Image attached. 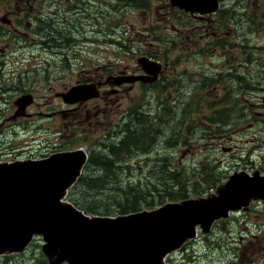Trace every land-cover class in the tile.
Masks as SVG:
<instances>
[{"label": "flooded vegetation", "instance_id": "1", "mask_svg": "<svg viewBox=\"0 0 264 264\" xmlns=\"http://www.w3.org/2000/svg\"><path fill=\"white\" fill-rule=\"evenodd\" d=\"M84 4L85 8L81 9L72 0H59L57 3L54 0H12L7 5L0 3V134H8L17 141L20 140L23 144L16 145L15 150L25 153L16 156L24 159L12 161L41 160L54 154L84 149L87 158L80 175L90 166L93 152L100 151L98 156L103 157L102 161L108 162L107 165L112 164L114 157L111 153L115 150L113 144L119 138L122 140L128 136L126 132L130 128L149 124L163 134L162 128L174 116L177 117L175 109L179 106L178 89L184 84L178 76L186 72L188 78L187 64L191 60L201 61L207 58L213 62L215 57L220 58V50L225 47H220L219 40L210 46L198 44L186 52H177L176 40H183L184 36L193 38L197 33L207 36L208 45V39L212 35H215L213 38H220V28L218 27L217 33L212 30L213 24L209 18H214L211 15H192L169 6L172 18L169 31L171 38L165 35L162 40L161 31L157 30L162 25L161 21L169 14L168 4L165 2L158 10L157 19L152 22L155 24L149 27L156 29L153 42L145 45L142 42V36H151L147 34L149 28L145 27L137 37L138 45L141 43L139 50L130 52L129 43L112 33L126 32L124 25L120 23L114 29L113 1L105 6L96 4L93 0H84ZM43 5L50 8L45 15L41 12ZM219 6L220 0L218 8ZM123 9L126 7L115 14ZM175 13L186 17L183 25H176ZM193 20L198 25L194 26ZM91 29L94 30L93 34ZM177 33L181 36H176ZM114 36L116 42L113 40ZM130 44L134 46V41ZM47 52L48 59L41 61L42 55ZM34 54L38 55V59L33 61L36 66L32 68L31 74H23L18 70L10 75L4 73L14 64L22 65L24 61L31 60ZM139 54L141 57H137L135 61L134 58ZM69 55L77 60L79 57L84 58L86 64L77 72L73 71ZM53 56H61L63 66H55L56 70L51 71L47 65L49 60H54ZM140 58L158 66V69L154 65L148 68L151 73L156 72L152 83H144L138 79L146 74L145 67L137 63ZM67 74L75 79L66 82ZM203 77L201 76L200 83L194 81L195 92L204 89L201 86L208 83L207 78L210 77ZM148 78L151 79L152 76ZM191 80L193 81L192 77ZM33 90L36 92H32ZM72 90H84L86 94L76 93L70 96ZM37 92L40 96H37ZM203 94L205 93L191 94L190 97H198L196 102L190 104L186 93H182L180 104L183 106V113L179 114L180 120L199 112L198 102ZM6 95L13 96L6 99ZM24 96H30L31 103L17 116L16 102ZM125 101L127 103L123 107ZM206 107L209 113L212 111V114H216L220 111V99L207 101ZM30 108L34 110L28 111ZM171 142L170 148L173 150L174 140ZM219 143L220 138H213L210 147L213 144L218 147ZM6 148L9 150V146ZM188 152L193 155L190 149L184 158ZM7 154L9 152L0 156V160H4ZM123 158L126 162H133L135 166L140 163L137 155H123ZM89 172L93 178L107 179L105 170H101L100 166H95ZM257 203L259 202L252 206ZM253 239L262 243L264 231L261 237ZM39 242V239H34L27 253L29 254L34 243Z\"/></svg>", "mask_w": 264, "mask_h": 264}, {"label": "water", "instance_id": "2", "mask_svg": "<svg viewBox=\"0 0 264 264\" xmlns=\"http://www.w3.org/2000/svg\"><path fill=\"white\" fill-rule=\"evenodd\" d=\"M169 3L199 15L218 8V0ZM137 63L146 70L138 79L152 83L156 72L148 68L154 64L144 58ZM76 93L86 91L72 90L69 95ZM30 98L17 100V116ZM86 158L84 149H79L41 160L0 163V256L22 253L40 238L47 264H165V258L193 241L198 230L208 234L229 213L246 211L255 200L264 201V175L242 171L230 175L206 198L116 217L86 215L67 200Z\"/></svg>", "mask_w": 264, "mask_h": 264}, {"label": "rangeland", "instance_id": "3", "mask_svg": "<svg viewBox=\"0 0 264 264\" xmlns=\"http://www.w3.org/2000/svg\"><path fill=\"white\" fill-rule=\"evenodd\" d=\"M11 1L12 0H0V3L2 5H7ZM54 1L57 3L59 0ZM93 1L96 4L105 6L109 5L113 0ZM139 1L140 0H137L135 3H139ZM150 1H152V3L147 10H135L129 12L127 10L128 8H126L122 19H113L114 24H123L126 32H118L117 34L115 31H113L112 33L116 34L118 38H121L129 43L130 48L136 52L139 50L141 44L140 43L138 45L137 37L140 35V32L145 30V27L149 28L155 24H152V22L157 19L158 10L164 5L165 2L168 4L167 11L169 14L161 21L162 25L160 28H158L157 32L161 31L160 37L162 40L164 39L165 35L171 38L169 31L172 18L170 16L169 0ZM233 2L234 0H222L220 6L221 8L223 7L224 9H228L233 4ZM249 2L250 7L247 9H250L253 12L256 11L258 16L261 15L263 17L260 25L261 30L257 32H247L246 27L249 26V24H244V27L241 29L239 22L230 21L227 23L225 25L226 29L219 32L222 33V37H225V41L228 43L227 45H224L225 47L223 50H220V58L215 57L213 62L207 58H204L201 61L191 60L187 64L188 78L186 77V72H183L180 76H178L184 84L178 89V91H180V96H178L177 100V104H179V106L175 109V115H177V117L174 116V118L162 128V132H166L167 135L173 137V140L179 139L182 141V135H188L192 133L193 130H183L174 126L180 121L179 114L183 113V106L180 104L181 95L182 93H186L187 98L190 99L189 103L191 104L196 102V97H198H190L191 94L196 93L197 95L199 92L205 93L202 95L201 101L198 102L200 105L199 112L186 118V122L191 120L194 122L195 130L193 136L189 138V141H184H188L187 145H189L191 142L193 143L192 147H196V155L199 156V158H205L208 154H211L207 151V149L210 148L211 139L220 138V134L212 133L207 135L206 132H203L211 131L215 126L214 123L210 122L212 111L209 113L206 103L210 100L224 98L226 93V83L230 81V78L225 75L228 69H231V73H243V75L249 81L244 83V90L242 93L240 94L238 91V84L229 83V87L232 89L235 95H240L238 97L237 105H242L244 107L242 109L245 113L243 120L249 122L243 123L241 126H234L229 131L225 140L222 142L220 141L218 144L221 150L220 154L217 153L211 157L214 162L220 165V174L223 172L227 173V179L230 175L242 171H245L248 174L259 171L261 175H264V50L260 49L264 48V0H249ZM242 3H245V0ZM34 4H36V1H34ZM38 8H40V6H38ZM48 10H50V8L47 9L46 5H43L41 8V12L44 13V15ZM147 11H149L148 14ZM38 12H40V10H38ZM217 16H219V14H217L216 17ZM236 17H239V15H236ZM174 20L176 25H183L186 21V17L181 13H175ZM209 21L213 24L212 30L217 33L218 22L216 20H212L211 18H209ZM156 24L158 25L159 23L157 22ZM193 24L194 26L198 25L197 21L195 20H193ZM228 25H231V27L228 28ZM155 30V28H149L147 34H150L151 36H142V42L144 45L153 42V36L156 33ZM91 32L93 34L94 30L91 29ZM176 36L180 37L181 34L177 33ZM212 37H215V35H212ZM133 41L134 46L130 44ZM198 44L201 46H210L207 45L206 35L201 36L196 33L193 35V38L184 36L183 40H176V51L186 52L189 48L192 47L193 49L194 46ZM230 45H233V47H230ZM238 45H240V47ZM245 46L248 48L244 49ZM48 55L49 52H47L46 55H42L43 59L41 61L44 62L46 59H48ZM73 57V55H69L73 71L77 72L79 68L86 63L82 57H79L78 60L73 59ZM134 57L135 56H131V58ZM137 57H141V54L134 58L135 61ZM53 58L54 60H49V65H47L51 71L56 70L55 66H63V58L61 56H53ZM247 58L249 60H246ZM37 59L38 55L34 54L31 60L24 61L22 65L14 64V66L10 67L9 70H5L4 73L6 75H10L16 73V70H18L20 73L29 75L33 72L32 68H35L36 66L33 61ZM9 64L13 65L12 63ZM203 67L204 69H202ZM60 71L61 70H58V72ZM197 72L200 74L197 75ZM191 74H193V81L190 77ZM220 75L223 76V79H220ZM201 76L210 77L212 83L208 84V88L200 89L198 92H195L196 88L194 81L200 83L202 81ZM67 78L68 79L66 82L73 81L75 79V77H71L69 74H67ZM20 91L22 92V90ZM32 92L36 91L33 90ZM23 93L26 92L23 90ZM12 96L13 95H6V99ZM37 96H40L38 92ZM249 96L254 99V103H256V105H250L244 101V98ZM126 103L127 102L125 101L123 107L126 106ZM223 106H229V104H223ZM31 110H34V108H30L28 111ZM242 110H240V112H242ZM253 110L254 112L249 115L248 111L250 112ZM215 117L216 115H214L213 118L215 119ZM45 124L47 125L48 123ZM189 124L191 123L189 122ZM177 133L180 134L176 135ZM19 144L22 145L23 143L20 140L17 141L11 135H4L1 133L0 156L8 152L9 154L4 156V160L0 161L3 162L12 161L15 159H24V157L16 158L17 154H25L24 152L15 150L16 145ZM7 146H9V150L6 148ZM155 147L156 149L162 150L163 146L161 138L158 140ZM192 147L182 145L181 147L176 148L174 151L168 152L171 154L172 164L175 167L178 166L179 169H182L185 168V166L187 167V163L190 162L188 166L190 167L195 158H191L189 160V158H184V156L186 152ZM240 154H242L241 161H239ZM175 156H177V158ZM120 174L122 175L121 181L124 183V187L132 186L129 184V181L123 177V174ZM82 175L85 177L92 176L90 172H84ZM227 179L220 182L218 187H221L227 181ZM216 189H210L202 196L197 198H191V196H189V199L206 198L208 196L214 195ZM189 199L187 198V200ZM255 202L259 203L255 204L253 207L252 204ZM263 202L264 201L255 200L249 206V210H246L247 212L244 210L234 212L231 213L229 218H224L215 222L208 234H203L198 231V236L196 239L187 242V244H185L181 249L169 255L165 260V264H264V241L260 243L253 239V237L256 236L261 237L264 230ZM168 203L181 202L169 201L166 204ZM41 245L42 243L39 242V253L31 249L29 254L25 250L24 252L15 255L28 254V258L33 260L34 264H37L40 260H42V257L46 259V257L42 254ZM61 264L66 263L61 262Z\"/></svg>", "mask_w": 264, "mask_h": 264}, {"label": "trees", "instance_id": "4", "mask_svg": "<svg viewBox=\"0 0 264 264\" xmlns=\"http://www.w3.org/2000/svg\"><path fill=\"white\" fill-rule=\"evenodd\" d=\"M136 1L137 0H113V19L123 18L122 14L125 13V9L115 14V12L119 11L121 8L126 7L129 12L147 10L152 3L150 0H140L139 3H135ZM221 1L222 0H220V4ZM243 1L244 0H234L233 4L228 9L219 6L216 13L211 14L214 20L218 22L220 31L225 30V25L230 21L239 22L241 29L244 27V24H249V26L246 27L247 32H257L261 30L260 25L263 17L261 15L258 16L256 11L253 12L247 9L250 7L249 0H245V3H242ZM72 2L81 9L85 8L84 0H72ZM217 14H219V16L216 17ZM236 15H239V17H236ZM117 24L118 23L114 24V29ZM230 27L231 25H228V28ZM219 36L220 38L210 37L208 39V45H213L219 40L220 47L227 45L228 43L225 41L226 38L222 37V33H220ZM113 40L114 42L117 41L115 36ZM230 46L233 47V45ZM244 48H247V46ZM260 49L264 50V48ZM129 51L132 52L133 49L129 47ZM246 60L249 59L247 58ZM225 75L230 78V81L226 83L224 98L220 99V111H217L216 114H212L210 119V122L214 123L215 126L211 131H203L206 132L207 135L212 133L220 134L221 142L225 140L229 131L234 126H241L243 123L249 122L243 120L245 113L242 109L244 107L242 105H237L240 95H235L229 87V83L238 84V91L241 94L244 90V83L249 80L243 73H231V69H228ZM192 76L193 74L190 75V77ZM207 79H209L208 83L203 84L201 87L205 88L208 84L212 83L211 78ZM220 79H223L222 75H220ZM244 101L250 105H256L254 99L250 96L245 97ZM223 104H229V106H223ZM240 110H242V112H240ZM253 112L254 110L248 111V114L251 115ZM214 115H216L215 119L213 118ZM189 122L191 124H189ZM176 127L183 130H193V132L188 135H182V141L175 139L173 150L170 148L172 145L171 140H173L170 135H167L166 132L161 134L157 129L146 124L140 128H130L131 130L126 132L128 136L124 137L122 140L119 138L118 141L113 144L115 150L111 153L114 157L112 164L107 165L108 162L102 161L103 157L98 156L100 151L93 152V160L84 172H89V170L94 169L95 166L98 168L100 166L101 170H105V178L107 179L98 177L93 178V175L90 177L81 175L69 190L67 200L87 215L116 217L135 214L143 210L151 211L169 201L182 202L187 200V198L189 199V196H191V198H197L210 189H216L220 185V182L227 179V173L223 172L220 174V165L211 158L214 154H220V147H215V144H213L207 149L211 154L207 153L208 155L205 158H199V156L196 155V147H192L193 143L190 141L191 143L187 145L189 138L193 136L195 130L194 122L192 120L186 122V118L183 117L179 123L176 124ZM178 134L180 133L176 135ZM160 138L162 139V150L156 149L155 147ZM182 145L192 147L191 152L193 156L188 152L185 158H189V160L191 158L195 159L190 167H188L190 163L188 162L187 167L185 166V168L179 169L178 166L175 167L172 164L171 154L168 152L174 151ZM123 155H137L140 161L139 165L135 166L131 161L126 162ZM241 155L242 154L239 155V161H241ZM175 157L177 158V156ZM120 173L123 174V177H125L132 186L124 187V183L121 181L122 175ZM32 249L38 252V244L34 243ZM27 255L28 254H12L1 256L0 264H34L33 260L28 258ZM37 264H46V259L42 257V260Z\"/></svg>", "mask_w": 264, "mask_h": 264}, {"label": "bare ground", "instance_id": "5", "mask_svg": "<svg viewBox=\"0 0 264 264\" xmlns=\"http://www.w3.org/2000/svg\"><path fill=\"white\" fill-rule=\"evenodd\" d=\"M231 215V213H229V216Z\"/></svg>", "mask_w": 264, "mask_h": 264}]
</instances>
